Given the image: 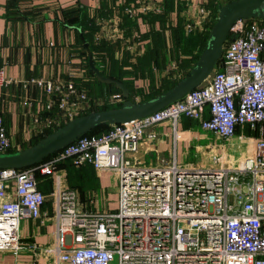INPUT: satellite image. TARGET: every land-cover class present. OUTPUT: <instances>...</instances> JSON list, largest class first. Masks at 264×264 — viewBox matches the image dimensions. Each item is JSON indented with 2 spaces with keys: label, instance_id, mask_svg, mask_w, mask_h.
<instances>
[{
  "label": "built area",
  "instance_id": "2783aa9c",
  "mask_svg": "<svg viewBox=\"0 0 264 264\" xmlns=\"http://www.w3.org/2000/svg\"><path fill=\"white\" fill-rule=\"evenodd\" d=\"M196 10L200 18L187 24L188 31L210 17L204 5ZM223 45L213 72L182 98L141 118L110 124L100 135L80 136L38 164L0 169V252L18 253L20 222L43 213L47 197L38 187V173L53 178L49 194L56 235L42 251L57 263L264 264V21H237ZM11 82L0 66V87ZM25 84L45 92L43 113L33 118L43 129L103 103L72 83L30 78ZM108 101L123 97L113 93ZM182 117L221 138L213 166L180 167L174 159L138 166L134 154L144 132L164 122L174 126ZM237 132L239 142L251 143L247 152L236 153L231 140ZM9 147L0 115V153ZM65 161L117 177L118 207L87 208L57 170Z\"/></svg>",
  "mask_w": 264,
  "mask_h": 264
},
{
  "label": "crops",
  "instance_id": "0c3cea01",
  "mask_svg": "<svg viewBox=\"0 0 264 264\" xmlns=\"http://www.w3.org/2000/svg\"><path fill=\"white\" fill-rule=\"evenodd\" d=\"M212 3L214 0H0V66L12 80L7 86L0 87V115L11 141V150L31 146L48 130L37 127L33 122L34 117L43 113L45 92L41 87L25 84L27 79H50L54 83H72L82 88L93 84V77L88 74L84 37L89 34L90 23L97 25L91 37L119 44L115 45L113 57L120 59L123 48L130 49L132 55H142L148 39H136L150 29L144 17L146 14L158 15L165 11L172 26L177 25L179 16L183 17L186 29L188 23L194 24L200 18L196 5H204L210 13L209 5ZM124 14L135 20L131 23L134 28L129 36L124 35L119 27ZM83 17L89 19L84 24L81 23ZM207 18L194 28H202L210 17ZM159 25L158 21L154 22L156 29ZM137 59L133 56L129 62L136 63ZM167 68L176 70L174 61H169L164 69L154 67V77L165 76ZM147 78H134L132 74L124 77L132 80L136 92L132 98L137 102L139 96L148 90ZM30 102L32 105L28 104ZM146 131V137L141 139L134 154L140 167L163 166L173 159L177 165L184 164L187 150L191 149L198 157V152L203 151L200 149L220 148L222 143L219 136L202 130L197 122L190 125L185 117L174 126L164 122ZM148 156L155 158L147 162ZM61 163L64 162L58 163L57 170L64 176L66 174L67 185H70V177L76 178L82 188L81 201L87 208L106 207L105 201L98 204V197L104 192L105 180L111 173L96 171L88 164L70 168ZM44 179L40 176L39 181ZM50 179L52 184L53 178ZM47 189L40 190L46 192ZM49 193L46 194L42 215L20 222L21 250L15 254L0 252V264H65L57 263L54 255L42 251V247L54 244L56 235L55 209Z\"/></svg>",
  "mask_w": 264,
  "mask_h": 264
},
{
  "label": "trees",
  "instance_id": "16d2710c",
  "mask_svg": "<svg viewBox=\"0 0 264 264\" xmlns=\"http://www.w3.org/2000/svg\"><path fill=\"white\" fill-rule=\"evenodd\" d=\"M229 1L231 0H224L223 2H217L214 0V3L209 5V8L211 9L209 21L204 22L202 28H193L190 31L184 28L183 17L179 16L177 25L172 26L169 23L168 15L165 11L162 14H158V15L153 13L146 14L144 17L149 22L150 29L148 31L143 32V34H141L139 39H136V41L141 39H148V41L146 42V46L144 47V51L142 52V55H132L131 51L123 48L121 49L122 52V56H120L121 58L119 57L120 59H114L113 54L115 51V45H119V44L109 43L105 41L104 38L94 39L93 37H91L92 32L97 30V25H94L93 23L92 24L90 23L89 25L90 27L89 34L87 35L85 34L84 36L85 42L88 44L91 53L92 52L94 53V54L92 53V55L95 56L93 58V63L101 70L103 75L121 81L129 89L131 100L135 101L132 97L136 94L133 86V82L132 80L124 79V77L130 74H132L134 78L138 76L148 77L149 79L148 90L141 94V99L139 100V101H144L147 99H151L161 94L162 92L170 89L173 85H175L179 80H181L190 72L191 68L195 65V63L199 59L200 53L207 45L210 36V31L213 24L216 21L220 6ZM87 20L89 19L83 17L81 19V23L84 24ZM252 20H261V19L258 18L245 19L246 22ZM133 21L135 20L131 19L128 15L125 14L123 15V22L122 24L119 25V27L124 35L126 36L130 35L129 32L134 28L133 25L131 24L134 23ZM155 21H158L160 24L159 28L157 29L154 26ZM166 47L167 50L171 48V50L174 52V56L172 58L170 57V60L174 61L176 70L167 68L168 71L166 75L160 78L159 83H156V78L154 77L153 68L156 67L157 69L158 68L164 69L167 67L169 63V59L167 58L165 51ZM118 49H120V47H118ZM133 56L138 57L136 63L129 62V59H131V57ZM125 66L126 68H124ZM88 74L90 77H93V82H92L93 84L92 85L86 84V86H84L83 88L82 87H78V88L87 92V95L91 99H96L97 97H100L103 100V103L100 105L101 107L96 108L95 111L118 108L122 105L123 101L117 103L116 102L112 103L108 101V97L111 94L120 92L117 86H115L114 84H106L98 81L94 73L89 68H88ZM89 111L90 112L94 111V109L88 110L87 113H89ZM187 120L189 121L190 125L191 122L194 123L196 122L195 120H192L190 118H187ZM63 126L64 124L61 127ZM61 127H57L55 130ZM109 127H110L109 123L101 124L99 126L90 129L81 136H92V135L97 136L106 132L109 129ZM55 130L48 129L45 135H43L41 138L35 139L31 145L37 143L39 140L46 137ZM11 152H15V151L11 150V147H9L3 153H11ZM56 152L44 157L39 162L46 160L47 158L54 155ZM39 162H37L36 164H38ZM61 165L74 168V166L70 164V162L68 161L61 163ZM81 167H75V168H81ZM40 176H41L40 174L38 173L36 174V177L38 179L40 178ZM38 185L40 189H44L48 187L49 188V190L47 189L48 191L45 192L42 190L45 195L48 194L51 188L50 177H46L44 180H40L38 182ZM69 186L75 188L79 192V195L82 194V188L80 184L77 183L75 177H70Z\"/></svg>",
  "mask_w": 264,
  "mask_h": 264
},
{
  "label": "water",
  "instance_id": "95a60500",
  "mask_svg": "<svg viewBox=\"0 0 264 264\" xmlns=\"http://www.w3.org/2000/svg\"><path fill=\"white\" fill-rule=\"evenodd\" d=\"M247 18L264 20V0H231L221 5L216 21L211 28L207 45L190 72L170 89L151 99L139 102L130 99V91L121 81L102 74L101 70L93 63L91 51L88 44L85 43L88 68L98 81L114 84L119 88L124 98L122 105L118 108L91 111L78 116L27 148L11 153H0V169H21L32 166L96 126L138 119L182 98L209 77L222 56L223 44L233 25L237 21Z\"/></svg>",
  "mask_w": 264,
  "mask_h": 264
},
{
  "label": "rangeland",
  "instance_id": "374dc122",
  "mask_svg": "<svg viewBox=\"0 0 264 264\" xmlns=\"http://www.w3.org/2000/svg\"><path fill=\"white\" fill-rule=\"evenodd\" d=\"M242 24V22H241ZM237 25H240V23H238ZM236 25V26H237ZM130 50V49H128ZM169 50V51H168ZM167 50V47L165 49L166 51V56L167 58L170 60V57L172 58L174 56V52L171 50V48H169ZM148 79V78H147ZM149 80V79H148ZM160 81V78H157L156 79V83H159ZM98 86V85H96ZM141 99V95L139 96V99ZM101 106L98 105V106H93L92 109H95L96 108H100ZM90 112V111H89ZM87 111L83 114H86ZM80 116V115H79ZM65 124V123H63ZM63 124H61L59 127H61ZM57 127H53V128H49L50 130H55ZM196 131H197V128H196ZM147 132V131H146ZM146 132H144L143 134V138L146 137ZM240 132H237V134L232 138L231 142L233 144V146L235 147V151L236 153H242V152H247L248 150H250V146H251V143L250 142H247L246 140L244 142H239L238 139L236 138V136H239ZM249 134L248 130L246 129L245 130V135L243 136V138L245 139V137ZM218 146H215V148H212V149H208L205 150V149H200V151L202 152H198L199 153V156L198 157H195L194 156V153L191 149L188 151H186L187 153H185V155L187 156V159L184 161V164L182 163H178V166L180 167H185V166H188V167H193V168H208V167H211L213 166V164L211 163V158L214 154H219V152L221 151V148H217ZM220 149V151H219ZM151 158H155L153 156H148L146 161L149 162V159ZM168 160L170 159V156L167 157ZM156 160V159H155ZM117 185H118V181H117V177H115L114 175L110 174L107 178V180H105V185H104V192L103 193H99V202L98 204L100 205V203L102 201H105V204H106V207L111 209V210H114L118 207L117 205V200H118V194L116 192V188H117Z\"/></svg>",
  "mask_w": 264,
  "mask_h": 264
}]
</instances>
